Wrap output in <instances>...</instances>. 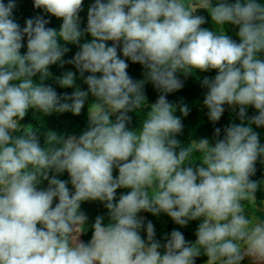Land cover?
<instances>
[{"label": "clouds", "instance_id": "1", "mask_svg": "<svg viewBox=\"0 0 264 264\" xmlns=\"http://www.w3.org/2000/svg\"><path fill=\"white\" fill-rule=\"evenodd\" d=\"M83 3L34 0L35 8L62 19L57 31L41 16L21 29L12 18L14 0H0V264H196L201 255L205 264L245 258L264 264V201L255 195L264 181L251 179L257 161L264 164V145L252 127H264V0H95L82 31ZM226 25L238 29L239 42ZM85 33L92 39L81 44ZM61 40L80 46L69 61L62 59L69 49ZM121 44L123 57L143 65L163 93L155 103H146L144 81L128 75ZM58 63L75 65L87 91L76 87L60 97L46 86L49 67ZM209 70L217 73L202 81L209 120L219 121L227 105L238 108L241 122L226 127L214 145L202 138L182 146L176 136L183 124L166 94L183 87L178 72ZM75 80L66 71L58 83L73 87ZM89 93L95 98L89 127L79 136L47 131L41 146L40 129L21 123L29 109L79 115ZM248 106L258 114L245 123ZM145 109L141 125L129 129V113ZM179 111L189 114L186 105ZM50 172H67L74 192ZM42 181L46 189L38 188ZM121 188L130 191L117 202ZM85 201H100L109 213L108 223L95 219L88 243L79 240ZM142 211L164 213L180 226L200 220L195 242L173 230L162 253L151 222L147 239L140 235Z\"/></svg>", "mask_w": 264, "mask_h": 264}, {"label": "trees", "instance_id": "2", "mask_svg": "<svg viewBox=\"0 0 264 264\" xmlns=\"http://www.w3.org/2000/svg\"><path fill=\"white\" fill-rule=\"evenodd\" d=\"M5 4L9 2V0H3ZM15 7L12 11V18L16 23L20 25V28L23 29L25 26V21L29 18H36L37 16L43 17L45 20L49 21L46 27L54 28L59 31V28L62 24L61 18H56L49 13H46L43 9H38L34 7V0H14ZM95 2V0H84L82 5V10L79 13V26L83 31L87 26V12L89 7ZM191 3H198V0H190ZM197 14L203 15L207 17V12L204 10H198ZM204 27H211V24H205ZM212 27L216 31L221 30V26L213 24ZM226 28L228 34L234 39L238 41V37L235 35L236 29L233 26H223ZM91 36L88 33H85L82 36L80 43L90 42ZM24 47L21 49V53L26 52V43L27 38L25 37L22 41ZM108 46H112L113 42H106ZM62 47H67L69 51L65 53L62 58L64 61L71 60L74 55L80 50L79 44H71L65 43L64 41H60ZM122 44L117 47L118 55L122 59H125L128 64L127 73L134 81H144L143 85V93L146 97V103L151 105L155 103L159 96L163 94L160 90L156 89L153 83L147 79L146 73L147 69L139 64L133 63L129 58H125L122 55ZM66 71H72L76 74L75 85L73 87H61L58 83V78L61 77ZM50 77L44 81L46 86H51L58 94V96L63 97L65 94L71 95L76 87H79L83 91H87L88 86L84 83V77L80 76L79 71L76 69L75 65L70 63H64L61 66L59 63L56 65H51L49 67ZM90 73H85L86 77ZM216 70H209L207 72H199L196 71L194 74L184 75L181 72L177 73V77L182 81L183 87L180 90H177L172 93L166 94V99L169 103L176 106L175 115L181 118L183 129L182 132L176 136V139L180 141L182 146H186L192 141H198L202 138H206L209 140L211 144L214 145L217 139H223L225 135V128L229 125L235 123L239 124L240 118L238 116V108H232L227 105L224 106L225 111L223 112L219 121L213 123L209 120L208 117V109L204 105L203 101L205 95L208 91L207 87L203 86L202 81L205 77L209 79H213L216 75ZM100 74H97L99 76ZM34 80L38 82V77H34ZM94 97L89 93V96L85 102V107L82 109L79 115H73L71 112L64 113H52L51 115H43L42 113H37L33 109H29L27 115L24 120L21 121L23 125H33L40 129V143L41 146L44 144V136L43 133L47 131H53L57 133L59 136H63L67 138L69 135H81L84 131H86L89 127V118H88V106L90 103L94 101ZM61 102H64L63 100ZM69 103L71 101H68ZM186 105L189 109V114L187 116H183L179 111L181 106ZM146 114V109L139 113L132 112L129 113L131 117L130 123L127 125L129 129L138 128L144 115ZM257 111L252 106H248L246 109V117L245 123L252 116L257 115ZM113 122L115 121V115L111 117ZM253 130L259 134V139L261 145H264V127H257L256 125H252ZM219 128L220 134L216 135L215 129ZM197 157L199 153H195ZM56 175L58 179L67 181V186L69 188L70 193L74 192V188L70 183V177L67 172L56 174L54 172H50L49 176ZM114 177L118 175V170L114 169L113 171ZM252 180L255 181H264V164L257 161L256 163V172L255 175L251 177ZM48 186L47 181H42L38 188L46 189ZM130 189H117L116 192V201L118 202L119 197L122 194H126ZM257 203L260 201H264V184H262L261 189L256 192ZM58 202V198L54 199V204ZM255 207V206H254ZM80 211H82L87 216V221L85 224V231L79 236V240L88 243L92 237L93 229L92 225L95 222L97 217H103L105 223L109 221V213L105 208L104 204L100 201H85L81 203ZM259 215V213H258ZM138 218H142L144 221V227L140 230V235L145 240L147 239L146 233V225L148 222H151L154 225L155 229V237L154 239L159 241L161 244L160 251L163 253L164 248L163 245L166 243V239L170 236V233L173 230H178L183 233L185 240L189 242H195L196 235L195 232L198 228L200 220L189 221L186 226H180L176 224L169 216L164 213H160L159 215H153L149 212H140L138 213ZM207 260V257L201 255L196 259V264H203ZM244 261L241 262V264Z\"/></svg>", "mask_w": 264, "mask_h": 264}, {"label": "rangeland", "instance_id": "3", "mask_svg": "<svg viewBox=\"0 0 264 264\" xmlns=\"http://www.w3.org/2000/svg\"><path fill=\"white\" fill-rule=\"evenodd\" d=\"M205 262L203 264H205ZM242 264H251V261L248 258H245V260Z\"/></svg>", "mask_w": 264, "mask_h": 264}]
</instances>
